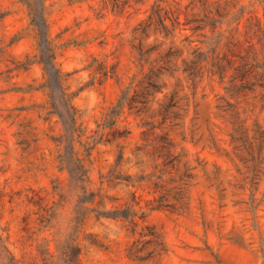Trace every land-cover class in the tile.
<instances>
[{
	"label": "rangeland",
	"instance_id": "rangeland-1",
	"mask_svg": "<svg viewBox=\"0 0 264 264\" xmlns=\"http://www.w3.org/2000/svg\"><path fill=\"white\" fill-rule=\"evenodd\" d=\"M154 1L119 0L125 5L120 11L104 0H50V32L61 46L57 61L71 74L67 84L78 93L74 103L79 122L89 134L97 130L102 112L116 101L130 78L148 72L158 57L155 52L141 65L135 48L139 43L135 28ZM214 1L202 5L174 0L172 4L184 20L185 13L203 16L205 8L213 11ZM259 15L263 16L261 9ZM182 28L166 39L144 38L143 45L146 49L164 42L165 49L173 41L180 67L197 46L207 50L201 43L205 37ZM34 43L25 7L16 0H0V186L6 193L0 205V230L9 237L8 246L21 264H45L39 244L53 252L50 264H66L58 258L56 247L65 248L67 241L80 245L81 264H264V107L251 100L237 103L225 95L224 84L213 80V75L193 83L181 70L165 73L162 90L149 98L146 109L120 119V129L132 134L95 149L88 187L99 195L93 203L84 202L89 193L85 196L56 160L51 138L60 133V124L55 117L44 121L37 116L34 110L44 102L42 94L24 92L42 78L37 65L17 69L33 52ZM236 113L242 132L233 123ZM149 124L159 128L149 130L148 139L167 133L176 158L165 168L169 172L165 178L174 179L167 184L170 194L153 212L150 208L158 204L151 200L159 193L152 195L148 179L160 173L156 155L143 139ZM120 144L125 145L124 158L115 166V176H131L137 189L126 181L115 188L101 182V175L114 167ZM135 190L142 207L135 206L136 226L100 216L115 208L126 209ZM106 194L114 199L102 200ZM38 196L40 203L53 207L50 228L40 229L37 207L28 201ZM150 232L159 235L164 250L144 260L131 257L132 247L141 249L142 256L158 248Z\"/></svg>",
	"mask_w": 264,
	"mask_h": 264
},
{
	"label": "trees",
	"instance_id": "trees-1",
	"mask_svg": "<svg viewBox=\"0 0 264 264\" xmlns=\"http://www.w3.org/2000/svg\"><path fill=\"white\" fill-rule=\"evenodd\" d=\"M172 1L174 0H155L151 5L146 18L142 19L135 32L138 34L139 43L135 47L139 55V63L143 65L148 62L147 58L153 53H158V57L150 63L148 72L141 77L135 74L130 78L129 84L121 90L116 101L104 109L100 122L97 123V130L94 133H88L79 122L78 109L74 99L77 92L70 90L67 84L70 73H65L57 61V54L61 46L57 40L52 37L50 32L49 6L50 0H16L22 4L29 18V26L34 31V50L27 54L24 60L17 66V69L28 70L37 65L42 70V78L38 84L28 85L25 93H40L44 97V102L34 110L39 118L44 121L55 117L60 124V133L51 139L57 149L56 160L59 163L60 170L67 171L73 180L81 187L84 202L93 203L99 195L88 187L92 183L91 165L93 164V154L98 145L103 142L111 143L116 140H126L132 132L130 130L122 131L119 127L120 119L126 114L135 112L140 114L146 109L149 98L156 92L162 90L161 76L165 73L173 74L181 70L185 77L195 83L205 75H213V80L224 84L225 95L235 99L237 103L244 100H251L264 107V0H215L210 8H205L204 15L185 13L184 20L181 18L182 12L175 9ZM206 5L207 0H193ZM111 3L113 10H123L124 6L119 0H104ZM259 9L262 11V17L259 15ZM184 15V14H183ZM183 27L181 31H190L191 35L198 34L207 40L201 42L206 44L207 50L196 47L191 58H183L182 66L176 64L179 57V49H175L173 41L170 46L163 49L164 42L152 45L145 49L143 39L151 35L162 36L165 39L173 35L177 28ZM209 29V30H208ZM211 33V36L208 35ZM190 35L185 37L188 40ZM158 40V38L156 39ZM222 99L225 97L222 96ZM235 106V105H233ZM21 111H27L21 108ZM167 108L164 109V112ZM163 110L161 115H165ZM235 125L243 131L242 120L236 113ZM142 132L146 144L156 155L154 172L148 181L152 184V195L159 193V197L151 200L157 202L150 208V211L160 210L162 201L171 189L167 186L174 179H166L167 167L173 165L175 157L172 154L174 147L172 139L167 133L157 134L153 140L148 139L149 130L159 128L155 124ZM241 140H243L241 138ZM125 145L120 144L119 156L111 172L104 176L101 175V182L109 185V188H115L126 181L137 189V185L131 176L127 178L115 176V166L122 163L124 158ZM119 179L118 182L115 180ZM57 188H54L56 191ZM102 189V188H101ZM90 190V191H89ZM182 191V190H180ZM137 191L132 192L133 201L127 204L126 209L115 208L111 214H99L100 216L111 217L114 219L128 220L133 226L137 225L136 217L138 211L135 206L139 205ZM37 196V195H35ZM102 196V195H101ZM6 193L0 186V205L2 204ZM38 198H40L38 196ZM107 198L113 200L108 194L103 195L102 200ZM29 203H32L37 210L40 229L50 228L54 220V210L51 205L40 203L42 199L30 197ZM150 201V200H149ZM136 203V204H135ZM102 205V201H100ZM142 210V207L140 208ZM126 211V212H125ZM144 215L140 218L145 217ZM98 216V215H97ZM154 237V242L158 248L154 249L148 255H140L142 251L139 248L132 247L129 255L137 260H144L151 257L155 252L164 250L163 243L159 240V235L150 232ZM9 237H3L0 230V264H21L15 254L8 246ZM38 251L41 260L45 264H50L54 258L53 252L48 247L43 248L39 244ZM58 258L64 259L66 264H81V247L79 244L67 241L65 248L56 247ZM150 254V255H149Z\"/></svg>",
	"mask_w": 264,
	"mask_h": 264
}]
</instances>
